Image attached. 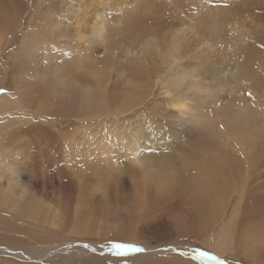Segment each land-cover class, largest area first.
Segmentation results:
<instances>
[{
    "label": "bare ground",
    "instance_id": "1",
    "mask_svg": "<svg viewBox=\"0 0 264 264\" xmlns=\"http://www.w3.org/2000/svg\"><path fill=\"white\" fill-rule=\"evenodd\" d=\"M260 44L264 0H0V88L11 89L0 95V170L10 171L0 179L17 180L32 158L41 172L73 171L58 166L75 168L79 149L98 158L94 174H107L92 186L90 201L79 195L61 208L26 197L20 184L11 196L5 181L0 237L10 238L0 250L21 257L10 264H51L60 256L73 264V255L48 254L97 241L110 229L119 230L120 242L140 241L144 227L134 220L154 206L117 201L137 176L151 191L143 201L170 185L181 195L182 202L168 199L158 208L166 210L157 227L167 235L186 229L176 207L192 218L203 212L199 240L212 254L264 264V177L248 189L253 173L264 176ZM17 58L13 69L8 61ZM20 130L26 134L15 136ZM17 140L31 151L19 164L12 161L22 157ZM48 151L68 157L49 159ZM219 168L228 175L219 177ZM72 180L65 175V191ZM218 180L230 197L238 192L230 212ZM135 264L199 263L165 252Z\"/></svg>",
    "mask_w": 264,
    "mask_h": 264
},
{
    "label": "rangeland",
    "instance_id": "2",
    "mask_svg": "<svg viewBox=\"0 0 264 264\" xmlns=\"http://www.w3.org/2000/svg\"><path fill=\"white\" fill-rule=\"evenodd\" d=\"M17 36L19 37L18 34ZM15 43L19 44V40H16ZM9 56L12 57L11 55ZM16 60H19V58L15 60L11 59L8 61L11 64V66L13 65L12 67L13 69L16 66L15 65ZM9 70L12 71L11 69ZM22 75L25 76L27 80H32L35 78V76L32 74L27 75L25 71H22ZM5 87H6L5 89L7 90L6 93H10L11 89L7 86ZM23 88L28 89L25 86H23ZM67 119H69V122H73L75 120L74 117H69ZM69 122L61 120L60 125H63L64 123H69ZM25 134H26V131L20 130L19 132H17V134H15V136L25 135ZM0 144H4V143L1 142ZM16 144L20 150L19 154H21L22 157L19 161L15 159H12V161L14 163L19 164L25 161L26 154L31 153V151L27 150L24 144L19 140L16 141ZM12 154H15V153H12ZM45 156L49 159H59L60 157H68L67 153H55L53 151H48ZM80 156L82 157L83 161L79 159ZM37 158H39V156H37ZM75 158H76L75 168L73 166H58V167H70V168L75 169L73 171H68V172L61 171V170H55V168H50L48 169L47 172H41L35 166L32 165V162H33V158H32L31 162L26 165V169L17 171V175H18L17 180L7 181L5 177L0 179V189H2V187L3 189H6L7 185L4 184L5 181H7L8 183L12 182L13 193H11L10 195L13 196V194L16 195L19 191H21V188H18V184H20L25 189H27V191L25 192L26 197L33 196L35 198L33 200L35 201H38L44 204H49L52 207H59V208L65 206L64 204L68 200L75 201L79 195H81L85 200L90 201L91 194H92V186L98 184L100 181H103V180L105 181L107 174L106 172H103L100 175H96L93 173L94 168H100L102 166L96 156L92 154L84 153L83 150L79 149L76 152ZM47 167H55V166L51 165ZM0 172L2 175H5V176L10 175V171L7 170V167L2 168ZM216 173L219 177L228 175V173L224 169H221V168L216 170ZM65 175H70V177L73 176V180H72L73 189L70 191H65L63 189ZM263 177L264 176L259 174V172L253 173L252 182L250 186L248 187V189L254 190L256 186L258 185L259 180ZM119 178L120 177H115L114 183H117ZM178 180L179 181L186 180V177L179 178ZM127 183H128L129 194L119 196L117 201L127 202L128 200H132L134 202L135 201L143 202L146 204L145 205L146 207L148 205L154 206L153 210L148 211L147 214L149 216L147 218H137L134 220L137 225H142L144 227V230L143 231L140 230V232L137 233L139 239H141L140 241L134 242V243L131 242L129 244H137V245L143 246L146 249L144 252L135 253L138 251L137 249L122 247L120 243L122 235L120 234L119 230L110 229V230L101 232L97 236L99 239L97 241L90 240V239L83 240V243L88 245L87 248H85L84 245H75L72 248H69L68 251L61 250V251H57L53 253L51 252L48 255H51V254L52 256H59L62 254L73 255V258L70 261V262L73 261L72 262L73 264L75 263H80V264H135V263H144L145 261H148L151 258H154L156 254L158 253L171 252V253L182 255L181 253L183 252V253H186V255H183V256L187 259L188 258L193 259L192 257L194 255V250L197 248L205 250L209 253H212L209 249H207V246L205 245V243L203 244L199 240L200 234L197 230L198 219L199 221H207L208 219L205 213L203 212H201V214L198 212L193 213L192 215L194 216V218H192V216L186 210L185 212L187 214H185L184 212L185 207H181L183 208L182 210H180L181 209L180 207L179 208L176 207V210L179 209L178 210L179 212L183 211V216L185 218L183 219L184 221L183 220L182 221L184 222V224L186 223V229L182 233L175 232L172 235L171 234L167 235V232L161 229V227H157L158 222L163 221L165 219V214H166L165 209L158 210V208L163 204L164 201L168 199L176 198L175 202H177V204L179 202H182L183 200L178 198V196H181V195L177 194V192H176L177 194L176 195L170 185V187L166 190L168 191V193L162 194L161 192L152 191L153 193L156 194L153 200L143 201L141 197L151 192V191L145 190L147 181L143 177L137 176L135 178V182L130 183L129 181H127ZM227 186L228 184H225L220 180H218L215 184V187L220 190V193L223 196H225V200L229 203V212H230L231 207L233 206V204L238 198V192H233L234 195L230 197V195H227L225 192ZM134 192H137V196L139 197L138 200H135L134 198L131 197V195ZM261 201H263L262 202L263 203L262 213L264 214V199L263 200L261 199ZM92 206L93 205H91V207ZM246 206L249 209H252V206L250 203H246ZM258 208H259L258 206L253 205L252 212L258 213ZM160 211L162 212L164 211V212L161 213ZM152 213L156 215L152 216ZM184 214L187 216H185ZM188 215L190 216L189 219H188L189 217ZM89 216H91V211L89 212ZM201 217H203L204 220H202ZM209 226L214 227L212 223H209ZM187 229L189 230L191 229V231L189 232V230ZM193 229H194V232L192 231ZM9 238L10 236H7L5 240H3L0 237V247H5V242ZM109 241L112 242L111 247H107ZM224 257H227V256L226 255L220 256V258H224ZM11 258L19 259L21 257L19 255L15 256L11 254L10 252L8 253L7 251L0 250V264H10L9 261L11 260ZM47 258H50V257H42L40 259L46 260ZM26 260H29V259L26 258ZM38 260L39 259H37L36 261ZM62 261L65 262L66 260L62 256H60V257H57L55 260L50 261L49 263L64 264V262ZM193 261L199 264H215L214 261L207 260V259H193Z\"/></svg>",
    "mask_w": 264,
    "mask_h": 264
},
{
    "label": "snow or ice",
    "instance_id": "3",
    "mask_svg": "<svg viewBox=\"0 0 264 264\" xmlns=\"http://www.w3.org/2000/svg\"><path fill=\"white\" fill-rule=\"evenodd\" d=\"M259 47L264 48V44H260ZM6 89L0 88V95H3L6 93ZM249 96V98H252V94L251 92H249L247 94ZM111 241L108 242L107 247H111ZM122 247L124 248H134L137 249L138 251L135 253H142L144 252L146 249L141 246V245H137V244H129L126 242H120ZM85 248L88 247L87 244L84 245ZM182 255H186V253H181ZM193 259H207V260H211L214 261L215 264H241V262L238 259H230L229 257H224V258H220L218 256H216L215 254L209 253L205 250L202 249H195L194 250V255L192 257Z\"/></svg>",
    "mask_w": 264,
    "mask_h": 264
}]
</instances>
